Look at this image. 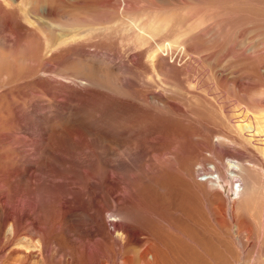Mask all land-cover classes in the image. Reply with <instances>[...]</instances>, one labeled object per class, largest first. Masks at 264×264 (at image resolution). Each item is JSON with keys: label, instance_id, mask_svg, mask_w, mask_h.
<instances>
[{"label": "rangeland", "instance_id": "1", "mask_svg": "<svg viewBox=\"0 0 264 264\" xmlns=\"http://www.w3.org/2000/svg\"><path fill=\"white\" fill-rule=\"evenodd\" d=\"M0 264H264V0H0Z\"/></svg>", "mask_w": 264, "mask_h": 264}, {"label": "bare ground", "instance_id": "2", "mask_svg": "<svg viewBox=\"0 0 264 264\" xmlns=\"http://www.w3.org/2000/svg\"><path fill=\"white\" fill-rule=\"evenodd\" d=\"M254 131H256V130H254ZM257 132H258V130H257ZM230 164H233V167L235 168V167H237V166H239V163H235V162H231ZM238 164V165H237ZM211 169V168H210ZM219 178H221L220 177V175L218 174V176H215L214 174H212V173H210L208 176H206L204 179L205 180H207V181H209V182H211V183H213V184H217L218 183V179ZM236 190H235V187L233 186V188L231 189V193H233V192H235ZM230 193V194H231ZM235 195V193H233V195H232V198H233V200H235L236 198H237V196H234ZM238 199V198H237ZM117 226V228L119 229V231H123V232H125V233H127V235L128 234H133L132 232H131V229L129 230V228L128 227H126V228H124V227H121V225L120 224H117L116 225ZM36 228H38V227H36ZM38 230V232H42V229L41 228H39V229H37ZM134 236H138L137 234H134L133 235V237ZM42 243H44V242H42ZM23 245H24V243H23ZM44 245V244H43ZM44 249V248H43ZM30 253V252H29ZM30 255V254H29ZM96 263V262H95ZM99 263V262H98Z\"/></svg>", "mask_w": 264, "mask_h": 264}, {"label": "built area", "instance_id": "3", "mask_svg": "<svg viewBox=\"0 0 264 264\" xmlns=\"http://www.w3.org/2000/svg\"><path fill=\"white\" fill-rule=\"evenodd\" d=\"M210 170H212V169H210ZM213 174V173H212ZM239 183V182H238Z\"/></svg>", "mask_w": 264, "mask_h": 264}]
</instances>
